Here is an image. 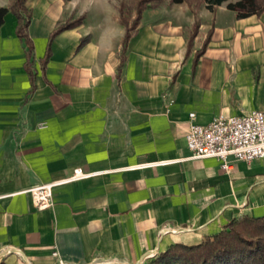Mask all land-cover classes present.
<instances>
[{
    "label": "crops",
    "instance_id": "obj_1",
    "mask_svg": "<svg viewBox=\"0 0 264 264\" xmlns=\"http://www.w3.org/2000/svg\"><path fill=\"white\" fill-rule=\"evenodd\" d=\"M229 2L149 7L124 46L115 0H28L34 85L7 13L0 264H57L54 251L66 264H145L234 219L264 217V158L248 166L231 157L224 170L216 158L191 159L186 142L192 113L207 125L264 112V11L238 17ZM77 169L88 176L55 187L51 206H35L28 190Z\"/></svg>",
    "mask_w": 264,
    "mask_h": 264
},
{
    "label": "trees",
    "instance_id": "obj_2",
    "mask_svg": "<svg viewBox=\"0 0 264 264\" xmlns=\"http://www.w3.org/2000/svg\"><path fill=\"white\" fill-rule=\"evenodd\" d=\"M28 0H9L8 8H0V29L5 16L11 12L18 21L17 34L27 45L26 69L31 74L33 85L34 75L32 72L33 43L28 35V27L32 17L27 8ZM70 1V0H65ZM157 4H153L154 2ZM166 0H136V15L133 18L125 17L124 7L118 8L120 22L126 28L124 46L136 34L140 25L143 12L149 7H156ZM174 4L188 3L189 0H170ZM229 0H204L213 5H221ZM193 8L197 10L201 5ZM227 7L237 12L238 17L260 15L264 11V0H236L229 2ZM78 22L67 23L59 26L52 34V41L61 31L75 26ZM199 24L196 23L194 32L189 40V45L197 33ZM49 51L47 58L49 57ZM46 60L43 62L45 65ZM146 264H264V217L243 216L234 219L217 235L207 237L201 243L189 245L184 242L172 244L168 249L158 254Z\"/></svg>",
    "mask_w": 264,
    "mask_h": 264
},
{
    "label": "built area",
    "instance_id": "obj_3",
    "mask_svg": "<svg viewBox=\"0 0 264 264\" xmlns=\"http://www.w3.org/2000/svg\"><path fill=\"white\" fill-rule=\"evenodd\" d=\"M196 114H190L193 123L186 134V142L191 159L216 158L222 162V168L229 170V158L244 162L251 166L257 159L264 158V112L253 110L237 116L220 114L211 123L200 125L194 123ZM41 124L39 128H45ZM81 169L62 181L41 184L28 190L33 202L38 209L49 207L53 204V189L64 183L85 178ZM53 256L57 264H66L59 258L58 252Z\"/></svg>",
    "mask_w": 264,
    "mask_h": 264
},
{
    "label": "rangeland",
    "instance_id": "obj_4",
    "mask_svg": "<svg viewBox=\"0 0 264 264\" xmlns=\"http://www.w3.org/2000/svg\"><path fill=\"white\" fill-rule=\"evenodd\" d=\"M230 1L234 2L236 0H230ZM189 2H192L193 8L198 7L199 3H201L200 4L201 6L206 3L204 2V0H189ZM115 3L117 4L118 8H121L122 6L124 7L125 17L133 18V16L136 15V11H135L136 0H115ZM153 4L155 5L157 4V2L155 1Z\"/></svg>",
    "mask_w": 264,
    "mask_h": 264
}]
</instances>
